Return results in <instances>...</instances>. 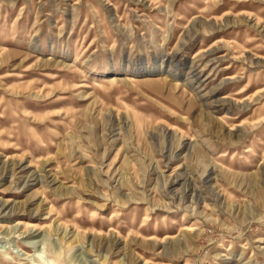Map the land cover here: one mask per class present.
Masks as SVG:
<instances>
[{
  "label": "rangeland",
  "instance_id": "1",
  "mask_svg": "<svg viewBox=\"0 0 264 264\" xmlns=\"http://www.w3.org/2000/svg\"><path fill=\"white\" fill-rule=\"evenodd\" d=\"M0 264H264V0H0Z\"/></svg>",
  "mask_w": 264,
  "mask_h": 264
},
{
  "label": "bare ground",
  "instance_id": "2",
  "mask_svg": "<svg viewBox=\"0 0 264 264\" xmlns=\"http://www.w3.org/2000/svg\"><path fill=\"white\" fill-rule=\"evenodd\" d=\"M229 79H231V78H229Z\"/></svg>",
  "mask_w": 264,
  "mask_h": 264
}]
</instances>
